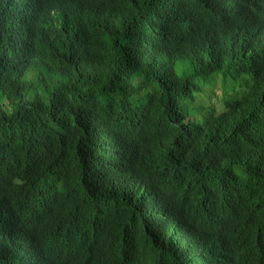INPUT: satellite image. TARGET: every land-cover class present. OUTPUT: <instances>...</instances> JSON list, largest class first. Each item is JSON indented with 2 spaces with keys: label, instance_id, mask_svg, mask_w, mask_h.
<instances>
[{
  "label": "trees",
  "instance_id": "obj_1",
  "mask_svg": "<svg viewBox=\"0 0 264 264\" xmlns=\"http://www.w3.org/2000/svg\"><path fill=\"white\" fill-rule=\"evenodd\" d=\"M0 264H264V0H0Z\"/></svg>",
  "mask_w": 264,
  "mask_h": 264
},
{
  "label": "rangeland",
  "instance_id": "obj_2",
  "mask_svg": "<svg viewBox=\"0 0 264 264\" xmlns=\"http://www.w3.org/2000/svg\"><path fill=\"white\" fill-rule=\"evenodd\" d=\"M213 90H214V92L216 93V95H220V90H219V83H217V86H215L214 88H213Z\"/></svg>",
  "mask_w": 264,
  "mask_h": 264
}]
</instances>
